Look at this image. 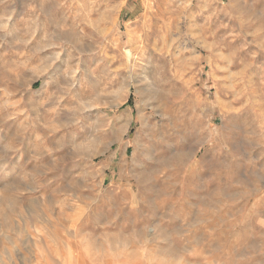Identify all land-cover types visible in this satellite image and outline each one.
Instances as JSON below:
<instances>
[{
  "label": "rangeland",
  "instance_id": "1",
  "mask_svg": "<svg viewBox=\"0 0 264 264\" xmlns=\"http://www.w3.org/2000/svg\"><path fill=\"white\" fill-rule=\"evenodd\" d=\"M262 156L264 0H0V264H264Z\"/></svg>",
  "mask_w": 264,
  "mask_h": 264
},
{
  "label": "clouds",
  "instance_id": "2",
  "mask_svg": "<svg viewBox=\"0 0 264 264\" xmlns=\"http://www.w3.org/2000/svg\"><path fill=\"white\" fill-rule=\"evenodd\" d=\"M127 112L118 113L111 117H107L105 124L94 130V139L97 142V154H102V152H107L112 144L116 143L117 136V128L116 124L121 123ZM115 120L116 124H112V121ZM82 134L88 133L87 126H82ZM179 140H173L171 143L167 145L166 149H159V151H176L182 148H189L193 151L197 149L198 146H202L200 142V131L196 126L188 127L185 131L179 134ZM207 141H203L206 143ZM153 148H158V146H153ZM158 154V153H157ZM154 156L152 155V150L145 149L142 153L141 165L143 166L145 161H152ZM264 159V156L261 157ZM251 162V161H250Z\"/></svg>",
  "mask_w": 264,
  "mask_h": 264
},
{
  "label": "crops",
  "instance_id": "3",
  "mask_svg": "<svg viewBox=\"0 0 264 264\" xmlns=\"http://www.w3.org/2000/svg\"><path fill=\"white\" fill-rule=\"evenodd\" d=\"M260 260H261V258H256V259H254V260L252 261L251 264L256 263V261H260ZM263 263H264V260H263Z\"/></svg>",
  "mask_w": 264,
  "mask_h": 264
},
{
  "label": "bare ground",
  "instance_id": "4",
  "mask_svg": "<svg viewBox=\"0 0 264 264\" xmlns=\"http://www.w3.org/2000/svg\"><path fill=\"white\" fill-rule=\"evenodd\" d=\"M143 188V187H142Z\"/></svg>",
  "mask_w": 264,
  "mask_h": 264
}]
</instances>
